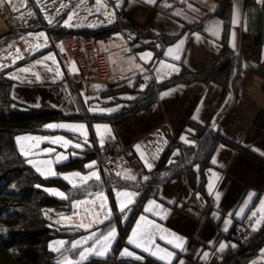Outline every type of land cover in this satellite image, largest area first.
Segmentation results:
<instances>
[{
	"label": "crops",
	"instance_id": "obj_1",
	"mask_svg": "<svg viewBox=\"0 0 264 264\" xmlns=\"http://www.w3.org/2000/svg\"><path fill=\"white\" fill-rule=\"evenodd\" d=\"M225 1H229L230 6L227 13L221 14L218 10ZM99 15V21L81 27H96L114 22L128 26L125 30L120 29L100 38L101 47L108 60L110 59L111 87L124 85L128 92H132L127 84L129 80H135L132 87H137L141 77L144 75L147 78L150 74L147 83L150 80L159 82L178 73L182 67L199 70L219 57L224 45L228 18L227 42L241 59L237 90L230 88L221 97L223 87L220 84L201 80L164 89L158 93L157 100L150 109L138 110L117 121H94L109 122L113 126L115 138L110 136V140L103 147L98 142L94 122L92 124L101 153H106L105 150L114 146L127 148L137 157L143 170H147L144 160L141 159V152L149 163L155 165L193 98L197 94L201 95L194 113L195 120L204 124L208 122L222 135L235 141L238 147L223 142L216 145L210 155V164L205 167L204 191L198 189V167L191 166L160 185L157 194L147 199L134 222L145 216L166 229L167 232L163 234L168 239L172 238L169 233H175L185 239V250L181 251L157 237L156 243L159 246L175 253L172 264H179L180 260H183L184 264H220L232 248L226 237L248 210L256 211L264 200V164L250 155L254 153L264 158V3L260 0H178L177 3L168 0L164 3H159L158 0H155V3H148L146 0H106ZM8 24L7 22L5 31L0 33L12 29ZM129 27L131 29H128ZM31 28L33 26L29 27ZM133 30L150 31L156 36H174L175 39L164 44L161 52L157 54L153 48L137 47L138 43L132 42L136 36ZM181 40L184 43L177 53L180 59L176 60L167 55V50L175 48ZM256 45L259 46L258 50L255 49ZM43 47H49V50L46 49L49 54L55 53L63 70L62 75L51 80L47 76V68L40 71L32 66L40 79L37 80L35 76L28 81L15 80L13 96L28 106H37L42 101H47L66 115L94 113L80 109L75 97L76 91L81 95L82 90L91 93L94 91V82L102 83L94 81L92 90L89 91L84 82L75 80L76 87L72 89L68 78L65 77H72L78 71L70 70L74 62L70 55L68 54L67 64L62 62L61 52L56 42L50 41V38ZM33 51L35 50L27 51L28 58L35 53ZM42 51H38L35 56H40L44 53ZM146 53H150V56L147 60H142L140 57ZM37 61H41L40 58H35L32 63ZM161 62L175 65L179 71L170 72L167 68H162ZM133 63H136L135 67L132 66ZM75 66L78 69L76 63ZM119 78H123L124 82L113 83ZM107 88L109 86L105 89ZM103 91L104 88L100 90L101 95H104ZM165 92L169 95L162 97ZM119 93L121 92L115 95L114 101L120 100L118 108H121L126 102L123 98L129 97H121ZM181 137L191 143L195 142L193 131H184ZM136 145H140L139 152ZM177 152L178 154L174 155ZM179 157L180 151L177 149L172 153L171 159L175 161ZM213 159L217 161L216 164L212 163ZM138 192L140 195L139 190ZM217 192L221 194L218 201L215 198ZM250 194L254 195L243 215H236L244 207ZM150 201H155L159 207H154L152 212H145ZM221 243L227 245L223 251L219 250ZM128 246L138 251L140 256L145 253L133 245ZM204 253H208L207 259L204 258Z\"/></svg>",
	"mask_w": 264,
	"mask_h": 264
},
{
	"label": "trees",
	"instance_id": "obj_2",
	"mask_svg": "<svg viewBox=\"0 0 264 264\" xmlns=\"http://www.w3.org/2000/svg\"><path fill=\"white\" fill-rule=\"evenodd\" d=\"M177 3L178 0H168ZM230 6L225 1L219 13L225 14ZM225 12V13H224ZM212 14V13H210ZM227 15V14H226ZM226 19L225 40L220 56L212 60L208 65L192 70L187 67L170 76L169 78L155 82L150 80L144 88L131 87L130 91L134 96L123 98L126 102L121 108L110 114L80 113L77 115H66L60 109L54 107L47 101H42L37 106H28L15 100L12 94L15 79L10 77L6 71L0 72V264H58L57 253L50 249L49 241L54 237L72 240L79 236L84 229L60 227L52 224L49 214L46 212L48 206H55L58 210H68L71 199L88 195L91 189L106 188L110 194L114 206L113 218L105 222L104 227L116 226L119 235L107 256H91L82 264H165L156 257L142 253V260L133 257L121 256L122 248L127 244V237L137 215L143 210L144 204L151 196H155L159 186L168 182L174 176L181 174L191 166H197L200 172L198 189L205 190V167L210 164V155L216 145L220 142L233 147H238L235 141L228 139L215 130L208 122L200 123L193 119L196 107L200 100V94L195 95L189 108L184 114L174 135L170 138L163 150L157 164L151 170H142L138 173L135 181L117 176L115 168L106 166L104 160L107 156L101 153L97 143L92 124L96 120L117 121L138 110L150 109L157 100L158 93L180 83H191L201 80L207 83L215 82L223 87L222 96L230 88L237 90V81L240 77L241 59L227 42L229 23ZM55 37H62L63 40L72 34L80 36H97L99 38L109 34L125 30L128 26L120 22L99 25L96 27H51L42 23ZM29 28V27H25ZM128 29H131L129 27ZM135 31V30H133ZM136 36L132 42L138 43L139 48L150 47L161 52L164 44L175 39L174 36H156L150 31H135ZM258 45L255 49L258 50ZM68 78L70 87L75 88L72 77ZM124 85L104 89V95L110 94L115 97L118 92L126 91ZM121 99V98H119ZM59 117H81L87 120L90 137L89 142L82 148L83 156L70 158L60 166L70 169L83 167L86 158H97L101 169L99 181H93L85 188H72L61 176L43 177L28 163L27 159L20 153L15 135L24 132H45V123ZM191 129L194 133L195 142L185 143L181 139L184 131ZM240 148V146H239ZM127 150V148L120 147ZM179 149L180 157L173 161L172 153ZM250 155L264 164V158L250 153ZM148 177L144 180L143 177ZM50 186H59L69 192L68 198L59 199L46 191ZM134 187L140 191L134 204L128 210L127 220L123 222L122 214L117 210L114 196V187ZM237 245L231 248L220 264H247L264 245V225L259 231L253 232L246 239L234 243Z\"/></svg>",
	"mask_w": 264,
	"mask_h": 264
},
{
	"label": "rangeland",
	"instance_id": "obj_3",
	"mask_svg": "<svg viewBox=\"0 0 264 264\" xmlns=\"http://www.w3.org/2000/svg\"><path fill=\"white\" fill-rule=\"evenodd\" d=\"M105 1L106 0H102V3L98 5L96 0H11V3H9L8 0H4L3 3H0V15L2 18V20L0 21V32L5 31L7 22L10 24L12 29H9L8 31L4 33H0V72L6 71V73L10 77L12 78L16 77L13 79L17 81H28L30 80V78L35 77L34 73H37L35 68L34 70L32 69V66H35L40 71L43 70V68L53 69V71L47 70L48 72L47 76H49L51 80L59 78L55 76V70L59 68L61 73H63V70L61 69L58 58L56 57L54 52H53L54 54L52 52H50L49 54V51L47 52L46 49H48L49 47H43L47 45L48 38L54 37L55 34L52 32L50 34L49 31L45 27L43 26L40 27L41 26L40 24L45 23L48 26H51L54 28L59 27V26H65V23H64L65 20L68 19L69 15H73V14L75 15H73V19L70 21L72 25L71 27H81L84 25L91 24L92 22L100 20L99 14H100V11L104 8ZM49 21H51V23H49ZM32 26L33 28L31 29L25 28V27H32ZM65 27H68V26H65ZM38 33H44L45 36L37 37ZM53 40L56 42V45L58 46L61 52L62 62L67 64L68 53H67V50L64 44L65 39L63 40L62 37H55ZM36 45H39L40 47L37 48L35 47ZM61 47L64 49L63 51H61ZM30 49H34L35 51L33 52L35 53L31 54L30 57L28 58L27 51ZM38 51H42L44 53H41L40 56H35V54ZM48 55L54 56L57 63L54 64L52 60H44V57ZM18 56L22 58H16ZM35 58L36 60L40 58V60L42 61L41 64L43 65L32 63ZM112 62L113 64L115 63V61H112ZM45 65L47 67H45ZM135 65L136 63H133L132 66L135 67ZM23 68H30L31 71L27 73L19 71L20 69H23ZM149 77H150V74L148 75L147 79H149ZM147 79L143 75L139 83H137V87L144 88L146 86ZM134 82L135 80H129L127 84L130 87H132ZM93 84L94 86H98V87H94V91L91 93H86L85 90H82V95H81L79 94L78 91H76L75 97L77 98L79 107L80 109H82V111H85V110L90 111V109H95V111H91V112L110 113L108 111H101V109H104V110L115 109L116 110L120 106L121 101L120 100L114 101V98L116 97H114L113 95H110V94L101 95L100 93L101 89L103 88L105 89L107 86L111 87L112 86L111 84L105 85V84H98L95 82ZM133 95L134 93L128 92V91L119 93V96L121 97H130ZM15 100H19V99L15 98ZM49 124H73V125L84 124L86 131H87V141H89L88 140L90 136L89 135L90 133L89 125H88L87 120H85L84 118L59 117L57 119H52V120L47 121L45 123V126ZM97 125H101V126L108 125V127L111 129V134L104 133L102 127L100 129V134H98L97 128H96ZM94 129L98 137L97 138L98 142L100 141L101 135H103L105 143L110 140V136L114 135L113 126L109 122H98V121L94 122ZM23 136L48 138L47 140H42L41 142H39L38 145L35 140L21 141V143L24 145L25 151L28 152L27 156L23 154L22 155L27 159V161L32 160L34 163L40 166L41 172H43L44 175H41V172H38L36 170V167H34L33 164H30L28 162L34 168V170H36L41 176L43 177L61 176L64 179L65 175H69L73 172H80L82 175H87L91 171H98L100 178H101V169L98 164L97 158H86L83 161L82 168L70 169L65 166H62V167L60 166L62 163L68 161L70 158L79 157V156L84 155V151L82 148L86 146L84 143L85 137L81 136L78 132H72V131H69L68 129H61V128H56V129L47 128V131L40 132V133H35V132L18 133L15 135V140H16V144H17L19 151H20L21 143L17 142V138L23 137ZM56 137H64L65 139L71 140L73 143H81L82 147L75 148V147H72L71 145H68L65 147L62 145V143L52 144L50 142L51 139H54ZM46 149H53L54 151L46 152L44 151ZM58 155H63L67 157V159L57 162ZM41 161H51L52 163L49 166L48 164H40ZM92 161L97 162L96 167L94 169L85 168V165L89 164ZM155 162L157 164L158 161H155ZM116 170H117V173H122V174L125 172H128L131 175H135L136 178L139 173V171L135 170L128 161H125L122 164V166H120ZM50 173H54V174H50ZM72 180H73V183H76L79 185V187L77 188H85L89 186L91 182L96 181L95 179L89 180L87 184L81 185L79 178H72ZM66 181L69 183L68 180ZM70 186L72 187V184H70ZM47 189H53V190H58L59 192H63L65 194V197L68 198L69 192L66 191L62 187L50 186ZM125 190L130 191V192H136L139 195L138 189L134 187H117L116 186L113 188L114 202H115L117 210L123 216L122 218L123 222L127 220V217L129 214L128 210L131 208L132 204H134L137 199V196H135L133 198L134 203L129 205V207L124 212H121L119 210V200L122 198L117 197V192L125 191ZM101 192L104 194V197L106 198L104 200V203L106 205V208L104 209V211H101L100 209L101 201L97 199L95 195ZM49 193L53 194L52 192H49ZM53 195L59 199H66V198H62L55 194ZM93 200H95V204L91 203V201ZM83 201H87L88 203L77 204V202H83ZM108 209L111 210V215L109 216L108 219H105L104 217L107 214ZM46 212L49 214L52 224L55 226H60V227L79 228L77 227V225L80 224L81 222H83L84 224H90L92 223L94 219V213H97V212L100 213L99 220L103 221L102 223H92V227L89 229L80 228V229H84V232H82L79 236L73 238L72 240L60 238V237L52 238L49 241L50 249L58 246L54 243L56 241L65 242L63 248L61 249V252H56L57 262L63 261L65 256L69 257L73 261L78 260L79 259L78 253L81 249H71V244L74 241H78L84 237L89 236L93 232H95L96 235L99 236L101 233H107L111 228L114 227L117 232L116 239L119 235V230L115 225L111 227L110 226L104 227L103 225L105 222L113 218V214H114V206L111 200V196L106 191V188L91 189L88 195L75 198V199H71L68 210H58V209H55V206H48L46 208ZM68 217H71V220H68L67 219ZM134 224L136 226L137 222L136 223L134 222L132 227L134 226ZM131 234L129 233L128 237ZM128 237H127V241H128ZM115 241L112 243L110 251L112 250ZM92 243L93 241L89 240L86 245H83V247H89L91 246ZM126 246H128V242L122 248L121 252L125 248H127L129 251H132L136 255H139L138 251H136L133 247L131 246L126 247ZM65 249H67V251H65ZM262 249H264V246ZM109 252L106 254V256L109 254ZM92 256H95V255H92ZM258 259H259V254H257L249 262V264H251L252 261L258 260Z\"/></svg>",
	"mask_w": 264,
	"mask_h": 264
},
{
	"label": "snow or ice",
	"instance_id": "obj_4",
	"mask_svg": "<svg viewBox=\"0 0 264 264\" xmlns=\"http://www.w3.org/2000/svg\"><path fill=\"white\" fill-rule=\"evenodd\" d=\"M4 0H0V3H3ZM9 3H11V0H8ZM97 4L100 5L102 3V0H96ZM146 2L148 3H155V0H146ZM260 2L264 3V0H260ZM117 7H119V4H117ZM75 15V14H73ZM73 15H69L68 19L65 20V26L71 27V23L70 21L73 19ZM111 15V14H110ZM111 22V21H109ZM236 21L234 20V23ZM49 23H51V21H49ZM90 27L93 25H89ZM216 34V33H214ZM45 34L44 33H38L37 37H44ZM184 43L183 40L180 41L179 44H177L175 46V48H169L167 50V55L170 57H173L176 60L180 59V56L177 54L180 50L181 45ZM35 47H40L39 45H36ZM64 49L61 47V51H63ZM150 56V53H146L143 54L140 58L142 60H147L148 57ZM16 58H22V57H16ZM44 60H52V62L55 64L57 63L54 56L52 55H48L44 57ZM15 62V61H14ZM37 64L42 63V61H37ZM161 66L162 68H167L170 72H177L179 71L178 68H176L175 65H170V64H165L163 62H161ZM45 67H47L45 65ZM48 71H53V69L48 68ZM71 71L76 72L78 71V69L75 66V63H72L71 66ZM19 71L21 72H30L31 69L30 68H23L20 69ZM34 75L36 76V79L39 80V74L38 73H34ZM62 75V73L60 72L59 68H57L55 70V76L60 77ZM16 78V77H13ZM147 79V78H146ZM94 87H98V86H94ZM143 87V86H142ZM169 95L168 92H165L162 94L163 96H167ZM129 99H131V97H129ZM90 111H95V109H90ZM101 111H115V109H101ZM193 119H196V117H193ZM46 128H50V129H56V128H61V129H68L69 131L72 132H78L81 136L85 137L84 143H88L87 141V131L85 128L84 124H49L45 126ZM101 127L103 128V132L107 133V134H111V129L108 127V125H97V132L98 134H100V129ZM189 131H192L191 129H189ZM113 139L115 138L114 136L112 137ZM48 138L46 137H31V136H23V137H18L17 138V142L21 143V141H25V140H35L37 142V145L39 144V142H41L42 140H47ZM182 140H184L185 143H191L190 141H188L185 137H181ZM52 144H61L63 146H68L71 145L72 147L75 148H81L82 144L81 143H73L71 140L65 139L64 137H56L54 139H51L50 141ZM100 146L103 147L104 146V137L103 135H101L100 138ZM136 150L139 152L140 151V145H136ZM20 151L21 154L27 156L28 152L25 151L24 145L21 143V147H20ZM46 152H51L54 151L53 149H46L44 150ZM178 154L174 153V155ZM67 159V157L63 156V155H58L57 156V162ZM141 159L144 160L145 163V167L149 170H151L154 165L152 163H149L145 157L144 154L141 152ZM30 164H33L34 167H36V170L38 172H41V168L38 164L34 163L32 160L28 161ZM174 161H170V163H173ZM51 161H41L40 164H48L49 166L51 165ZM213 164H216L217 161L215 159H213L212 161ZM97 162L96 161H92L89 164L85 165V168L87 169H94L96 167ZM50 174H54V173H50ZM41 175H44L43 172H41ZM117 176H122V178L128 179V180H132L135 181L137 178L135 175H131L128 172L125 173H116ZM215 176V174H213ZM72 178H79L80 184H87L89 180H93L95 179L96 181L100 180V175L98 171H91L89 174L87 175H82L80 172H73L69 175H65L64 179L68 180L70 184H72L73 188H77L79 187L78 184L73 183ZM218 179V177H216ZM144 180H147L148 177H143ZM211 185H210V189H211ZM46 191L52 192L55 195H58L62 198H66L65 194L63 192H59L58 190H53V189H46ZM97 199H99L101 201L100 203V209L101 211H104V209L106 208V205L104 203V200L106 199L104 197V194L101 193H97L95 194ZM138 193L136 192H130V191H118L117 192V197L122 198L119 200V210L121 212H124L129 205H131L132 203H134V197L137 196ZM220 193L217 192L215 195L216 200L218 201L220 199ZM254 194H250L248 201H245V205L244 207H242L240 209V211L238 213H236V215L241 216L243 215L245 208H247L248 203L251 201V197ZM80 203H88L87 201H83V202H77V204ZM91 203L95 204V200L91 201ZM154 207H159V205L156 204L155 201H150L149 202V206L145 208V212H152ZM259 214V215H258ZM99 215L100 213H94V219L92 221V223H102L103 221L99 220ZM111 215V210L108 209L107 210V214L105 215V219H108L109 216ZM162 218H166V217H162ZM68 220H71V217L67 218ZM249 220L252 221L251 224V230L253 232L259 231L260 227L262 225H264V200L261 201L259 208L256 211H252L251 216L248 217ZM92 223L90 224H84L83 222H81L80 224L77 225V227L79 228H84V229H89L92 227ZM226 223H228V221H226ZM225 231H227V228L224 229ZM167 230L161 228L158 224H156L154 221H150L148 220L145 216H141L139 218V220L137 221V224L135 226V228L132 230V234L128 237V244L133 245L135 248L140 249L142 252L145 253H149L150 255L156 257L158 260L164 261L165 264H172V261L175 259V253L173 251H169L168 249L161 247L159 245L156 244V239L157 237L164 241L166 244L168 245H172L173 248L176 249H180L181 251L185 250L183 248L184 243L186 242L185 239L175 233H169L168 235H171V239H168L166 237L165 234ZM117 236V232L116 229L113 227L111 228L107 233H101L99 236L96 235L95 232L91 233L89 236L82 238L81 240L78 241H74L71 244V249H81L78 253L79 255V259L78 260H71L69 257L65 256L63 261H58V264H82V262L88 260V258L92 255L95 256H100V257H104L106 256V254L110 251L111 249V245L112 243L115 241ZM89 240H92L93 243L91 244V246L89 247H83V245H86L88 243ZM175 241V242H174ZM56 245H58L57 247H53L52 250L55 252H61V249L63 248L65 242L64 241H56L54 242ZM227 247V245L221 243L219 245V250L223 251L225 248ZM231 247L235 248L237 247L236 244H232ZM65 251H67V249H65ZM121 256H128V257H133L136 260H142L143 257L140 255H136L134 252L129 251L127 248H125L121 253ZM208 253H204V258L207 259ZM179 264H184L183 260L179 261ZM251 264H264V249L260 250L259 253V260H254L251 262Z\"/></svg>",
	"mask_w": 264,
	"mask_h": 264
},
{
	"label": "built area",
	"instance_id": "obj_5",
	"mask_svg": "<svg viewBox=\"0 0 264 264\" xmlns=\"http://www.w3.org/2000/svg\"><path fill=\"white\" fill-rule=\"evenodd\" d=\"M158 2L164 3L165 0H158ZM64 44L67 53L78 66V73L72 76L74 80L84 82L86 89L89 91L92 90V83L94 81L105 85L112 84L108 56L101 47L99 37L72 34L65 38ZM123 82L124 79L119 78L113 83L120 84ZM105 152L107 154L104 160L106 166L117 169L125 161H128L135 170L139 172L143 170L137 157L129 150H123L114 146L105 150ZM252 211L254 210H248L231 234L226 237V241L230 245L246 239L251 233L252 221L248 217L251 216Z\"/></svg>",
	"mask_w": 264,
	"mask_h": 264
}]
</instances>
